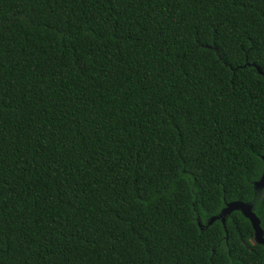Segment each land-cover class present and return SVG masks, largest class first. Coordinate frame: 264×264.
<instances>
[{
	"label": "trees",
	"instance_id": "trees-1",
	"mask_svg": "<svg viewBox=\"0 0 264 264\" xmlns=\"http://www.w3.org/2000/svg\"><path fill=\"white\" fill-rule=\"evenodd\" d=\"M264 0H0V264H264Z\"/></svg>",
	"mask_w": 264,
	"mask_h": 264
},
{
	"label": "water",
	"instance_id": "water-1",
	"mask_svg": "<svg viewBox=\"0 0 264 264\" xmlns=\"http://www.w3.org/2000/svg\"><path fill=\"white\" fill-rule=\"evenodd\" d=\"M253 66L256 68L260 75L264 76V72L261 70L260 67L256 66L255 64H253ZM262 160L264 162V156L262 157ZM255 189L264 190V168L261 179L255 183ZM235 211L241 212L242 215L247 220H249L254 230L255 241L257 242V244L262 245L264 247V230L261 227V221L259 217L253 211V205L251 203H245L242 201H234L227 203L226 207L220 212L218 216L210 219L208 225H212L216 220H222L223 224L225 225V218Z\"/></svg>",
	"mask_w": 264,
	"mask_h": 264
},
{
	"label": "flooded vegetation",
	"instance_id": "flooded-vegetation-1",
	"mask_svg": "<svg viewBox=\"0 0 264 264\" xmlns=\"http://www.w3.org/2000/svg\"><path fill=\"white\" fill-rule=\"evenodd\" d=\"M262 191V190H261ZM254 211V210H253ZM230 216V215H229ZM228 217V216H227ZM225 220H226V218H225ZM222 221V220H221ZM261 221V220H260ZM223 223V222H222ZM226 223V222H225ZM261 227H262V222H261ZM262 229H263V227H262ZM264 230V229H263ZM254 231V230H253ZM252 244H257V242L255 241V236L253 235V239H252V242H251ZM259 245V244H258ZM262 246V245H261Z\"/></svg>",
	"mask_w": 264,
	"mask_h": 264
}]
</instances>
